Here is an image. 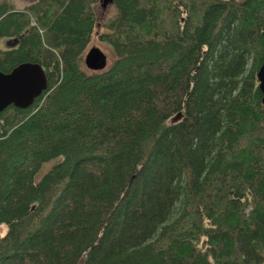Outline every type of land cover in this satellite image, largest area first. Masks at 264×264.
<instances>
[{
    "label": "trees",
    "instance_id": "16d2710c",
    "mask_svg": "<svg viewBox=\"0 0 264 264\" xmlns=\"http://www.w3.org/2000/svg\"><path fill=\"white\" fill-rule=\"evenodd\" d=\"M98 1L0 0V264H264V0Z\"/></svg>",
    "mask_w": 264,
    "mask_h": 264
},
{
    "label": "water",
    "instance_id": "95a60500",
    "mask_svg": "<svg viewBox=\"0 0 264 264\" xmlns=\"http://www.w3.org/2000/svg\"><path fill=\"white\" fill-rule=\"evenodd\" d=\"M84 62L90 69H103L108 64V56L100 46L94 45L87 50ZM257 77L262 92L261 101L264 104V60L258 69ZM47 86V74L39 62L24 61L10 71L0 70V116L10 104L23 108L30 106ZM180 114L178 113L176 118H179Z\"/></svg>",
    "mask_w": 264,
    "mask_h": 264
},
{
    "label": "rangeland",
    "instance_id": "374dc122",
    "mask_svg": "<svg viewBox=\"0 0 264 264\" xmlns=\"http://www.w3.org/2000/svg\"><path fill=\"white\" fill-rule=\"evenodd\" d=\"M30 0H15V2L18 5H22L26 2H28ZM95 11L97 14V18H98V24L101 25L103 24L110 16L113 15L114 11H115V6L112 3V1H107V0H99L98 2L95 3ZM12 41H9L8 39H0V47L2 48H6L10 45H12ZM100 46L108 55V62H111L112 60V53L110 51V49L105 46L104 44L100 43L97 36L93 37L92 42L90 43L88 49L92 46ZM87 49V50H88ZM87 52V51H86ZM62 156H58L56 158L50 159L46 162H44L40 169L37 171V173L35 174V181H39L41 179V177L52 167V165L56 162H58L59 160H61ZM4 230V229H3Z\"/></svg>",
    "mask_w": 264,
    "mask_h": 264
}]
</instances>
